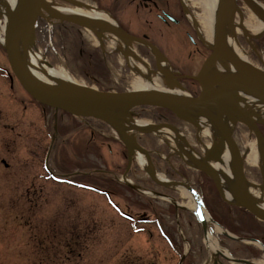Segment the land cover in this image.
Segmentation results:
<instances>
[{
    "label": "rangeland",
    "instance_id": "obj_1",
    "mask_svg": "<svg viewBox=\"0 0 264 264\" xmlns=\"http://www.w3.org/2000/svg\"><path fill=\"white\" fill-rule=\"evenodd\" d=\"M81 1L100 7L104 4L99 0L97 4L93 0ZM57 2L73 7L63 0ZM187 3L198 14L204 15L205 6H200L198 0H187ZM105 9L130 34L137 32L131 23L140 17L143 21L155 20L147 14H137L132 7L125 8L126 15L122 10L120 17L115 7ZM73 30L85 55L86 45L91 50L101 46L90 31L75 27ZM152 30L155 31L151 41L165 56L167 53L173 66L183 69V64L180 65L186 51L183 45L167 41L160 31ZM101 48L109 54V70L102 69L95 74L102 79L96 81L97 84L86 75V58L79 54L73 43L68 45V51L64 50L65 54L61 49L56 51L49 47L48 50L47 46L44 49L42 44L34 51L40 57L42 51V59H47L53 67H65L77 83L107 91L133 90L139 75L128 66L124 54L113 48L110 39H106ZM131 48L156 70L145 47L133 44ZM5 53V48L0 45V264H214L215 260L218 264H235L222 255L211 253L204 238V228L191 209L175 212L169 209L167 201L132 190L139 182L147 181L146 171L140 163L135 162L137 170L132 177L135 185L128 188L120 184L118 179L124 174L127 158L124 147L115 139H107L103 145L100 140H91L90 131L86 127L80 130V120L74 117V131L62 146L51 143L53 131L51 126L48 129V121L44 119L46 108L33 102L15 77L14 85L10 84L9 76L13 74ZM248 60L261 67L256 58L248 57ZM197 91L199 88H186L185 94L194 97ZM139 110L153 115L161 112L149 107ZM47 111L50 112V108ZM180 122L179 129L187 136L194 152L197 149L201 153L212 144L206 135L198 138V126L187 120ZM260 126L264 133V123ZM234 128L246 158L251 144L258 147L255 134L243 121H238ZM106 132L117 137L112 130ZM159 141L157 148L162 146L165 152L162 154L165 160L159 158V162L164 164L170 151ZM174 151L179 152V149ZM169 161L173 160L169 158ZM155 167L152 163V168ZM76 172L78 175L73 176L72 184L56 181L66 173ZM246 172L251 187L264 186L261 167L246 165ZM210 189L215 198L208 195L210 206L207 211L211 216L212 209L211 218L216 215L217 222L222 220L219 223L223 224V230L213 222L210 224L219 244L234 258H247L256 263L264 261V248L260 244L239 242L222 233L228 231L246 240L257 238L264 236V223L240 209L231 208L225 213L227 207L220 202L212 184ZM175 196L179 203L187 202L179 190ZM121 211L133 218L129 220ZM141 216L148 220L142 222Z\"/></svg>",
    "mask_w": 264,
    "mask_h": 264
},
{
    "label": "water",
    "instance_id": "obj_2",
    "mask_svg": "<svg viewBox=\"0 0 264 264\" xmlns=\"http://www.w3.org/2000/svg\"><path fill=\"white\" fill-rule=\"evenodd\" d=\"M77 7L90 8V5L79 0H63ZM216 18L215 40L214 44L209 47L212 53L205 60L199 73L196 75H179L172 69L164 68L163 63L168 59L160 51V49L146 38L130 35L125 32L117 23L105 22L90 17H77L65 14L57 10L48 0H17L13 9L8 12L7 27L5 33L4 46L7 51L9 64L13 74L24 87V89L38 102L53 107L55 110H64L79 117H95L105 120L110 126L120 133L121 140L127 147L129 152L132 148H136L141 152H148L140 145L133 142L127 135L126 130L116 124L114 120V109L123 108L133 117L132 109L140 106H153L170 110L183 120L197 125L194 117L207 119L215 125L221 132L222 140L220 148L224 150L226 147L230 150L234 161L237 182L239 184L236 192V201H231L223 196L219 186V174L214 167L208 165V161L216 159L219 161L221 154L214 150L206 151L203 160L197 157L193 158L194 165L207 173L216 183L222 198L231 204L242 205L251 212L256 218L264 221V209L260 207L252 198L249 191L248 180L244 171V158L241 153L239 144L233 136V128L231 129L223 120L225 108L234 114H237L250 126L256 135L259 147L264 146V135L258 126L261 120L254 119L251 113L246 112L240 105V93L252 96L264 104V70H261L248 61L239 57L233 52L228 43H226L225 28L226 26L233 28L235 16L234 0H222ZM43 11L47 12L50 18L67 21L77 24L83 28L92 31L99 39L106 37V33L113 35L123 41L126 48H131L133 44H141L148 47L155 56L156 70L164 77L173 81L185 92V86L180 83L182 78H192L199 82L201 86L200 94L197 97L182 96L164 92L150 91H101L92 89L85 85L70 83L62 86H51L35 77L28 69L22 56L21 48L29 49L34 46L36 23ZM259 17L264 19L263 12H257ZM218 58L225 60L231 65V71L224 74H216L212 77L206 75V70L211 63ZM128 61V59H127ZM237 124V123H236ZM235 124V125H236ZM163 126L170 127L175 132L177 128L169 124H151L149 128L143 129L133 126V131L149 133L160 129ZM262 151V159L264 162V147ZM214 151V152H213ZM182 156V154H180ZM183 157V156H182ZM190 165V164H189ZM192 166V165H191ZM153 180L162 184L156 177L153 170H147ZM174 185H184L181 182H172ZM264 184V183H263ZM190 188V186H188ZM192 190V188H190ZM199 206H203L199 202ZM202 208V207H201ZM206 231V229H205ZM251 241H257L251 239ZM228 259V258H227ZM235 263L255 264L245 259L232 258Z\"/></svg>",
    "mask_w": 264,
    "mask_h": 264
},
{
    "label": "flooded vegetation",
    "instance_id": "obj_3",
    "mask_svg": "<svg viewBox=\"0 0 264 264\" xmlns=\"http://www.w3.org/2000/svg\"><path fill=\"white\" fill-rule=\"evenodd\" d=\"M98 1V0H94ZM103 4V7L100 8H109V6H113L116 8L118 15L120 17L122 10H124L125 15L128 14L126 12L125 8L132 7L135 9L136 13H143V15L147 14L148 16H151L155 20H148L145 19L144 21L142 19H137V21H134L131 23L137 32H133L132 34L140 36V37H146L147 39L151 40V37H154L153 33L155 30H152L155 28L158 30V33L160 31V35L164 37L165 40L174 42L175 44H180L181 46L186 49L185 53L183 54L182 63L180 64L183 69H178L176 66H173L174 70L178 72L181 75L189 74V75H195L198 74L200 71L202 65L204 64L207 57L211 54L212 50L209 47V44L207 43L209 40L206 36L205 29L199 22V27L201 28L203 36H200L199 32L196 29L195 23L189 16V12L195 13V11L190 7H186L183 3V0H99ZM129 1V2H128ZM128 2V3H127ZM235 3V16L233 21V28H231L230 32L232 36L237 40V43L240 45V47L243 49L244 52L247 53L248 57L256 58L261 62V66H264V30L260 32L259 34H251L248 32H244L248 30H240L237 31V25L242 24V22H249L250 18L254 20H263L262 17H259L257 12H263L264 13V0H234ZM108 4V5H106ZM134 6V7H133ZM220 6L218 7V10L216 12V16L218 14ZM118 22V21H117ZM216 22V18H215ZM214 23V31L212 32V43L215 40V25ZM4 25L6 24V19L3 20ZM119 23V22H118ZM119 25L124 29L123 25L119 23ZM73 25L67 24V23H60V22H54L52 24V47L53 49L63 51H68V45L73 43L75 45V30ZM48 33V27L46 23H42V20L38 21L37 24V38L39 40V37L41 35L43 36V41H45L46 34ZM156 35V34H155ZM70 42V43H69ZM210 43V42H209ZM1 45V44H0ZM49 50V49H48ZM86 65L91 69L93 74H91L89 71H86V75L90 76L94 83L96 81H99L100 76H96L95 74L99 73L102 69V66L105 67L106 62L102 61L100 59V56L98 54H101L102 50H94L90 49L88 45H86ZM98 52V54H97ZM83 54V52H81ZM65 54V53H64ZM151 57L153 58V62L155 64V59L150 53ZM166 56L167 53H166ZM169 57V56H168ZM90 74V75H89ZM10 84L13 86L15 83L14 76L10 74L9 76ZM182 84L186 88H199V91L196 92V95L200 92V84L194 80V79H181L180 80ZM33 102L36 103V101L31 98ZM43 105V104H42ZM41 105V106H42ZM46 108L43 110V113L45 114L44 119L47 122L48 129L51 126L52 129V140L53 143H58V146H62V144L65 142V139L68 135L71 134L72 131H74V123H73V116L69 113L60 111L56 112L52 108H50V112L47 111L49 107L43 106ZM48 112V113H47ZM65 116H69L67 119ZM137 116L139 118L143 117H151L152 120L157 124H172L176 125V127L180 126V120L175 117L173 113H171L168 110L161 109V112L158 114H146L141 111L137 112ZM71 117V118H70ZM80 120V130L88 129L90 131V139L91 140H100V144L103 145L105 143L104 141L107 139H115L118 144H121L123 147V143L119 141L118 139L111 137L110 134L106 132V127H109L105 122L94 119V118H84L79 119ZM52 123V124H50ZM64 124V125H63ZM65 126L64 131H67L66 134H63L64 131L62 127ZM79 127V128H80ZM193 127V126H192ZM156 135L153 134H136V141L145 147L148 150L153 151L152 152V158L154 164H156L157 170H163L166 175L173 179L178 181H184L188 180L196 189L201 193L202 197L205 201H207L208 195L211 196V199L215 198V196H212V191L210 189V184L214 186V182L204 173L197 171L191 167H188V165L182 161L179 157L176 155L171 156L170 158L173 161L170 162H164V164L159 162L160 156L156 153L155 149L157 148V145L160 143L159 139L156 138ZM199 139L200 136L198 137ZM64 141V142H63ZM159 142V143H158ZM190 142V141H189ZM163 143V142H162ZM98 144V143H97ZM98 144V146L100 145ZM166 148L170 150V143H163ZM110 147L111 144H108ZM196 147V145H193ZM162 147V146H161ZM164 148V147H163ZM126 151V158H127V150ZM163 150V149H162ZM128 166V161H127ZM124 169V171L127 169ZM135 162L131 163L130 169H129V176L132 178L135 176ZM146 174L147 181L139 182L137 185L144 188V189H150L165 195H172L175 199L176 191L174 189H169L167 187H164L162 185L156 184L150 177ZM72 174L66 173L62 178L63 181L66 182L69 180H73ZM134 180V179H133ZM64 181V183H65ZM63 183V184H64ZM67 184V183H65ZM199 187H198V186ZM128 187V186H127ZM130 188V187H128ZM136 193L138 194H144L143 192L139 190H135L132 188ZM208 202V201H207ZM231 208L240 209L242 211H245L243 208H240L238 206H231ZM169 209L176 211H180L179 208H176L173 204H169ZM127 216L132 217V215L127 214ZM138 217V216H137ZM139 218V217H138ZM141 220H146L142 216L140 218Z\"/></svg>",
    "mask_w": 264,
    "mask_h": 264
},
{
    "label": "bare ground",
    "instance_id": "obj_4",
    "mask_svg": "<svg viewBox=\"0 0 264 264\" xmlns=\"http://www.w3.org/2000/svg\"><path fill=\"white\" fill-rule=\"evenodd\" d=\"M52 5L59 10L60 12H63L65 14L77 16V17H90L99 19L105 22H113L111 16L105 12L101 11L98 8H96L95 5H90L91 7L89 9H86L85 7H72L65 4H60L57 2V0H49ZM199 5H204V15H200L197 12L195 13L200 22L202 23L203 27L206 30V36L208 38L207 43H212V32L214 31V23L216 18V12L218 10V7L222 3V0H198ZM17 0H0V15L4 17L5 19H8V12H10L11 9L15 6ZM45 16L46 13H44ZM48 14V13H47ZM49 16V14H48ZM5 25L3 23V20L0 21V41L3 43L4 39L2 37V34L5 32ZM247 28L248 30H246ZM231 28L228 27L226 29V40L229 44L230 49L235 52L239 57H241L244 60H248V55L246 52L243 51V49L240 47V45L237 43V40L232 36L230 32ZM240 30H246L244 32H249L251 34H259L264 30V22L263 20H254L249 22H242V24L237 25V31ZM113 48L116 50L121 51L125 58L128 59V62L135 71L136 74L139 75V79H136L134 83V89L138 91H150V92H164V93H171L175 95H182L186 96V92L181 90L177 84H174L173 81L169 80L168 78L161 75L156 70H153L146 61L142 60L140 56L132 49L127 48L123 41L115 38L110 37L109 38ZM213 44V43H212ZM126 49V50H125ZM24 63H26L28 69L30 70V73H32L35 77L40 79L41 81L45 82L48 85L51 86H62L70 83H77L74 81L75 79L72 77V74L68 72V70L65 67L61 68H55L53 66H50L48 63L44 62L42 57L38 55L36 51H34L32 48L24 49L21 48V52ZM164 68L170 70L171 66L169 63L164 62L163 63ZM231 65L227 63L225 60L218 58L214 61V63H211L206 70V75L208 77H212L216 74H224L230 72ZM188 96V95H187ZM240 105L246 109V112L251 113L252 117L257 120L264 121V104L260 102L258 99L245 95L243 93H240ZM114 117L116 124L120 126L122 129L126 130L127 135L129 137L134 135V131L132 130L133 126H137L139 128H149L150 122L145 120H139L134 119L128 114V111L123 108H116L114 109ZM197 121V125L199 127V135H206L207 137H210L212 144L208 145L206 148V151H212L218 152L221 154V157L218 160L211 159L208 161V165L214 167L216 171L219 174L218 179V186L223 193V196H225L227 199L235 201L236 199V192L238 189V182L236 177V172L234 168V161L232 158V155H230V150L226 147L224 150L220 148L222 136L221 132L217 129L215 125L210 123L207 119L201 118V117H194ZM225 123L232 129L234 125L238 121H243L242 118H240L237 114H234L229 109L225 108L224 115L222 116ZM157 135L161 136V138L169 139L176 143L177 147H179V150L183 153L185 160L190 164H194L193 158L194 156H197L193 153L192 148H190L189 143L187 142L186 136L182 135L181 133H176L173 129L168 127H163L160 130H158ZM186 140V141H185ZM263 145L261 147H256L255 144H251L249 147V153L246 155L245 158V164L247 166L253 167L258 165L261 167L263 173H264V162L262 159V151H263ZM213 151V152H214ZM200 160H203V156L198 157ZM138 162L142 166V168H150L151 163L147 159V157L143 153H139L137 156ZM159 179L165 181L166 177L162 174H158ZM180 193L182 195V198L186 199V201H182L181 205L187 207L189 210L191 209L192 212L196 214V218L206 227L207 231L205 234V241L207 244V248L211 251L213 255L223 254L226 257H231L229 252L224 249L218 242L215 233L211 230V217L210 214L207 212L206 209H203L201 214L199 212V208L197 205V196L190 192L185 186L179 187ZM250 194L252 195V198L254 201L264 209V186H256L251 187L250 185ZM219 230H221L220 227H217ZM256 264H264V261L257 262Z\"/></svg>",
    "mask_w": 264,
    "mask_h": 264
}]
</instances>
